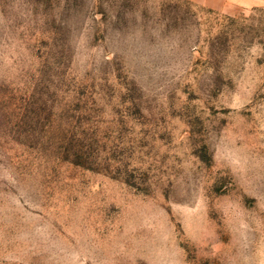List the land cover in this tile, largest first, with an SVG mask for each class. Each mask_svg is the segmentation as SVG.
Masks as SVG:
<instances>
[{"label":"rangeland","instance_id":"1","mask_svg":"<svg viewBox=\"0 0 264 264\" xmlns=\"http://www.w3.org/2000/svg\"><path fill=\"white\" fill-rule=\"evenodd\" d=\"M0 264H264V0H0Z\"/></svg>","mask_w":264,"mask_h":264},{"label":"crops","instance_id":"2","mask_svg":"<svg viewBox=\"0 0 264 264\" xmlns=\"http://www.w3.org/2000/svg\"><path fill=\"white\" fill-rule=\"evenodd\" d=\"M199 3H247V0L239 1V0H195Z\"/></svg>","mask_w":264,"mask_h":264}]
</instances>
